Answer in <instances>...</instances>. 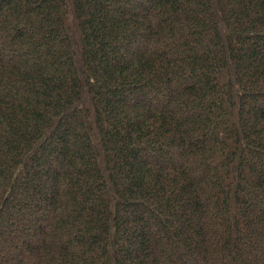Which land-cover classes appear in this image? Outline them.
I'll return each instance as SVG.
<instances>
[{"label":"trees","instance_id":"obj_1","mask_svg":"<svg viewBox=\"0 0 264 264\" xmlns=\"http://www.w3.org/2000/svg\"><path fill=\"white\" fill-rule=\"evenodd\" d=\"M0 264H264V0H0Z\"/></svg>","mask_w":264,"mask_h":264}]
</instances>
